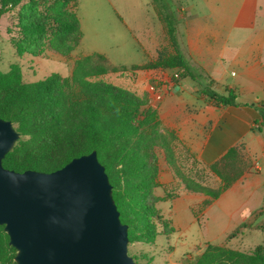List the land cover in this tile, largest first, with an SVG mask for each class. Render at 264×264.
I'll return each mask as SVG.
<instances>
[{"label":"trees","instance_id":"obj_1","mask_svg":"<svg viewBox=\"0 0 264 264\" xmlns=\"http://www.w3.org/2000/svg\"><path fill=\"white\" fill-rule=\"evenodd\" d=\"M79 1L0 0V18L19 8L20 37L11 41L16 57L40 56L49 31L55 35L49 40L48 48L70 55L83 38L76 13ZM151 2L165 26L173 53L164 50L149 63L128 68L115 66L105 55L96 52L75 59L71 76L51 73L33 83L23 80L17 64L11 65L7 73L0 71V118L12 121L20 134L13 149L4 157L3 166L19 173L27 170L50 173L76 157L96 151L112 185L120 219L128 225L130 244H151L158 236L169 241L175 233L172 223L158 207L170 195L155 194L159 187L156 147L164 150L168 165L187 191L204 194L212 200L234 185L251 165L244 146H233L209 166L221 180L220 186L203 184L185 171L176 156V132L160 131L157 112L147 106V96L98 80L109 73H125L135 80L138 71L178 69L172 76L174 83L185 78L205 81L207 84L200 94L216 107L236 105L234 89H228L226 94L217 92L213 88L214 81L202 69L193 66L181 51L174 15L167 2ZM42 6L46 11H41ZM71 8L73 13H65ZM65 34L73 40H60ZM260 122L264 125V107L255 123ZM205 205L199 211L194 210L196 217ZM253 214L264 216V206ZM247 227L249 224L243 223L222 244H208L203 253L185 264H264V244L250 252L230 246L236 234ZM169 248L174 249L170 245ZM15 255L16 249L9 244L4 225H0V264H16ZM132 257L138 264L137 258Z\"/></svg>","mask_w":264,"mask_h":264},{"label":"crops","instance_id":"obj_2","mask_svg":"<svg viewBox=\"0 0 264 264\" xmlns=\"http://www.w3.org/2000/svg\"><path fill=\"white\" fill-rule=\"evenodd\" d=\"M87 5L94 6L90 14L85 12ZM146 5L152 6V2ZM169 6L181 51L193 66L202 69L214 81L213 88L217 92L226 94L228 89H234L236 105L216 107L200 94L203 87L198 86L200 82L206 85L205 81L185 78L174 83L172 76L178 69L138 71L132 89L147 96V106L157 112L160 131L176 132V156L185 171L198 181L212 187L220 186L221 180L209 166L233 146L242 144L251 162L250 168L234 185L212 200L204 194L187 191L168 165L164 150L160 149L159 190L156 189L155 194L170 195L158 204L164 218L175 229L169 241L177 232H185L188 237L189 231L199 225L201 241L188 246L198 256L208 244H222L243 223L247 222L246 229L251 230L264 222V216L253 214L264 206V125L255 123L264 107V0H184L174 8ZM76 13L83 33L81 43L86 39L88 21L93 22V29L98 32L102 28L119 30L130 43L127 50L111 41L109 50L94 48L77 58L97 52L115 66L131 68L149 63L161 51L173 53L165 26L159 19L158 26L145 28L143 43L122 19L109 12L104 0H80ZM168 78L171 83L167 87L164 83ZM149 82L160 85L156 87L161 93L160 99L149 90L152 86L146 87ZM184 158L196 161L201 177L187 170ZM203 205L205 207L196 217L194 210L199 211ZM174 252L175 247L172 254ZM187 254L192 255L191 252Z\"/></svg>","mask_w":264,"mask_h":264},{"label":"water","instance_id":"obj_3","mask_svg":"<svg viewBox=\"0 0 264 264\" xmlns=\"http://www.w3.org/2000/svg\"><path fill=\"white\" fill-rule=\"evenodd\" d=\"M20 134L0 118V225L16 264H137L96 151L50 172L7 169Z\"/></svg>","mask_w":264,"mask_h":264},{"label":"rangeland","instance_id":"obj_4","mask_svg":"<svg viewBox=\"0 0 264 264\" xmlns=\"http://www.w3.org/2000/svg\"><path fill=\"white\" fill-rule=\"evenodd\" d=\"M104 1L107 3L109 12L114 17L122 19L131 33L135 34L143 43L145 42V39L143 38L145 28L149 25L156 27L159 24L158 18L155 16V9L153 5H146V3L151 0ZM181 1L184 0H165V2H167L168 5L170 4L172 8L176 7ZM18 9L19 8H16L12 12L3 15L0 18V71L7 73L10 70L11 65L17 64L21 69L23 80L27 83L39 82L51 73L59 74L62 77L71 76L74 61L77 58V55L80 56L85 52L94 50V48L104 47L109 50L111 41H116L115 43L120 46L119 48L129 49V38H124L119 30L114 28L109 30L102 28L100 32H98L93 29V22L88 21L86 39L84 43L82 42L83 44L81 43L70 55L65 56L48 48L49 40L55 35L52 31H49L48 38L46 40V47L40 56H24L23 58H17L11 41L12 39L20 37L17 26ZM41 11H46L44 10V6L41 7ZM92 11H94L93 5L85 6V12L87 14H90ZM66 12L68 14L73 13V9H67L65 13ZM59 39L68 42V40H73V37L65 34L61 35ZM52 41L54 42L56 39H53ZM131 79L132 78L125 73H109L98 78V80H103L137 93V91L132 89L134 88L133 86L135 82ZM167 80L168 81L164 84L168 87V84L171 83V78H168ZM151 86H154L155 88L157 86L160 87V85H155L154 82H149L146 87L149 89ZM172 86L170 88H172ZM204 86L205 85L200 82L198 87L201 88ZM170 88H168V90ZM138 90L141 92L142 88L139 87ZM149 90L154 93L151 88ZM160 149L162 148L156 147L154 150L158 167ZM184 162L188 171L196 172L198 176H202L201 172L199 173L196 161L184 158ZM256 228L257 229L251 230L243 229L242 233H240V231V234H236V237L230 243V246L234 249L250 252L256 246L264 244V222H261ZM184 233L177 232L170 241H168L164 236H158L155 242L151 244L142 242L133 244L129 243V255L136 257L138 264H185L188 260L194 259L196 256V251H191L188 246L191 242L199 243L202 239V233L199 225H195L189 231L188 237H185ZM241 235L245 236H243V239H238ZM220 240L222 239H219L218 242H221ZM183 243L186 244L183 245ZM169 244L175 247V252L173 254V250L169 248ZM186 252H191L194 256L188 254L186 255Z\"/></svg>","mask_w":264,"mask_h":264},{"label":"built area","instance_id":"obj_5","mask_svg":"<svg viewBox=\"0 0 264 264\" xmlns=\"http://www.w3.org/2000/svg\"><path fill=\"white\" fill-rule=\"evenodd\" d=\"M151 89L155 92V97H156L157 99H160V98H161V93H160V91H158V89H156L154 86H152ZM5 264H7V263H5Z\"/></svg>","mask_w":264,"mask_h":264}]
</instances>
